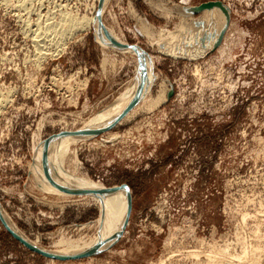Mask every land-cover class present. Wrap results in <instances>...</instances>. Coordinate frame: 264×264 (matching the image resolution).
Wrapping results in <instances>:
<instances>
[{"label": "rangeland", "instance_id": "1", "mask_svg": "<svg viewBox=\"0 0 264 264\" xmlns=\"http://www.w3.org/2000/svg\"><path fill=\"white\" fill-rule=\"evenodd\" d=\"M208 1L229 14L211 51L172 56L138 28L142 19L174 31L178 15L197 18L188 9ZM99 2L0 0V211L47 251L60 237L94 239L99 214L87 197L42 191L30 174L35 150L84 127L145 70L137 53L97 45L92 27L54 48L33 42L64 14L94 17ZM98 22L152 59L154 106L135 105L96 138L71 136L76 165L64 166L106 188L126 185L127 225L106 251L51 260L0 224V264H264V0H105ZM162 89L172 96L159 103Z\"/></svg>", "mask_w": 264, "mask_h": 264}, {"label": "bare ground", "instance_id": "2", "mask_svg": "<svg viewBox=\"0 0 264 264\" xmlns=\"http://www.w3.org/2000/svg\"><path fill=\"white\" fill-rule=\"evenodd\" d=\"M3 1L5 2V0ZM95 9L96 8H94V11ZM59 14L62 15L63 13H59ZM199 14L200 15L197 18L191 15L188 16L178 15V22L176 24V28L174 29V31L157 30L149 23H147L145 20L142 19L138 21L139 22L138 28L141 32H143L146 36L150 38L153 36H157L159 39H161L162 45H159L158 49L166 51L172 54V56L187 55L193 57L196 55L197 51L199 52V54L204 53L206 49H209L211 51L213 47L218 43L220 31L223 29L225 32L228 25V17L218 7H212L210 10H203ZM61 17H59L60 20L57 24H52V25L49 24V26L47 27L45 26L48 24L46 25L43 24L44 26L43 29L41 31L38 30V34L34 33L35 36L33 42L37 46H39L40 44L43 45L49 44V46L52 45L54 48V45L57 46L61 41L66 39L68 36L70 38L72 36V33L74 34V32L76 31L82 32V30H85L87 28L91 29V27H93L94 25H95L94 27L95 36L98 40L103 41L105 43L125 45V43H122L119 40L118 43H116L117 41H115L111 33L105 27H103L102 23L97 21V25H96V21H94L93 16L92 18L82 17L77 19L75 17L70 16L69 14L68 15L64 14ZM53 22H55V19L54 21H52V23ZM41 27L39 25L38 27H36V29L37 28L39 29ZM60 45L61 48H63L62 44ZM35 48L39 49V47L38 48L35 47ZM41 48L43 47H40V49ZM61 48L60 50H62ZM187 50H189V52H186ZM40 51L41 50H39V52ZM45 52H43V54H40L38 56L42 58L43 57L42 55H44ZM124 52H127L135 57L137 56L135 53H137L142 61L145 70L142 71L139 70V73L135 75L134 78L132 79L130 86L123 93H120L119 97L113 103L108 105L104 109V111H102L103 113L99 112L96 115H94L88 121V123H86L84 127H82L77 132H75L74 133L75 135L78 134V136L75 137H84L89 133L103 129L106 126L107 122H111L112 119H110V117H116L134 99L139 97V95H140V100L136 104L137 106L142 105L145 107H149V109L150 107L154 106V103L151 105L152 101L146 100V97L148 96L149 93V83L145 80L146 68L147 69L150 68L152 59L151 58L147 59L143 55V53L137 50L132 49ZM113 63L114 62H112V64ZM163 93L164 90L162 89V92L160 93L159 103L162 102L163 98H165L166 100V96L164 97ZM6 102L7 101H5V103ZM111 113L112 115L109 118H107V116H109V114ZM69 138L72 137L69 135L59 134L52 136L44 145L40 144L39 147L35 150L36 153H34V159L31 165L30 174L35 181L39 182V186L42 189V191L46 190L52 194H56L64 197L69 196V194L71 195L77 194L81 197L83 196L89 198V200H91L93 204L98 206L97 208L99 215L96 221V225L98 226V232L94 237V239L71 240L60 237V239L57 241V244L58 246H60V249L47 251L46 249L40 247V245H38L37 242H33L29 240L23 233L20 232V230L16 228L14 223H12L11 220L5 217L6 215L4 216V214L1 212L7 227L10 229V231L13 234L20 237L24 241L30 243L38 250L55 255L80 254L95 250L98 247L99 248L105 247L107 244L111 243L112 240L120 232V229L125 219L124 216L129 207V202H128L129 200L126 193L123 190H119V189L113 190L108 193L84 196L88 194L84 193L83 190L101 191L107 188L104 187L99 182H94L89 178H87L86 176L80 174L78 175L76 174V172H74L73 167H75L76 165V160L74 155H71L69 157V155L71 154L70 148L72 145H74V141L68 140ZM111 138H115V137H111ZM67 161L73 167L64 166V162ZM71 168L72 170H70ZM221 252L223 254V251Z\"/></svg>", "mask_w": 264, "mask_h": 264}, {"label": "water", "instance_id": "3", "mask_svg": "<svg viewBox=\"0 0 264 264\" xmlns=\"http://www.w3.org/2000/svg\"><path fill=\"white\" fill-rule=\"evenodd\" d=\"M105 0H100L99 4H98V11L97 13L94 15V20L96 21V25H97V21H98V13L100 11V8L102 7L103 3H104ZM212 7H218L222 10V12L229 18V14H228V10L227 8L219 1H208V2H204V3H201L197 6H194V7H190L188 10L189 12L191 13H200L201 11L203 10H210ZM95 25L92 27V38H93V41L99 45L100 47L102 46L103 48L105 49H109V50H123V51H127V50H137L141 53H143V55L148 59V55L138 46L136 45H128V44H125V45H118V44H114V43H105L103 41H99L96 39V36H95V29H94ZM224 34V30L222 29L219 33V40H218V43L213 47L216 48L218 46V44L220 43V40L222 38V35ZM152 69V65H150V71ZM152 72V71H151ZM172 96V91L169 90L167 91V94H166V99H169L170 97ZM140 100V95L139 97H137L136 99H134L121 113H119L112 121L110 124H108L105 128L87 136L88 139H92V138H96L98 135L108 131L110 128H112L117 122L118 120H120V118L122 116H124L129 110H131L137 103L138 101ZM80 134V133H79ZM58 135V134H57ZM55 136V135H53ZM70 136H78L75 135V134H71ZM52 137V136H51ZM51 137L47 138L46 140L43 141V143H41L42 145H44ZM123 190L127 197H128V202H129V205H130V194H129V190L127 188L126 185L124 184H121L119 186H114V187H109L107 189H104V190H101V191H94V190H86L83 192L88 194V195H95V194H101V193H108V192H111L113 190ZM129 207H128V210L124 216V222L122 224V227L120 229V232L118 233V235L112 240L111 243L107 244L105 247H98L96 248L95 250H92V251H89V252H86V253H80V254H73V255H55V254H50V253H47V252H44V251H41V250H38L36 247L32 246L30 243L24 241L23 239H21L20 237L16 236L15 234H13L10 229L7 227L5 221H4V217L0 211V224L2 225L3 229L6 231V233L14 240L16 241L17 243H19L20 245H22L24 248H26L27 250L33 252V253H36L38 255H40L41 257H44L46 259H51V260H79V259H84V258H89V257H92L94 255H97L103 251H106L110 245L112 243H114L119 237L120 235L122 234V232L124 231L126 225H127V222H128V218H129Z\"/></svg>", "mask_w": 264, "mask_h": 264}]
</instances>
